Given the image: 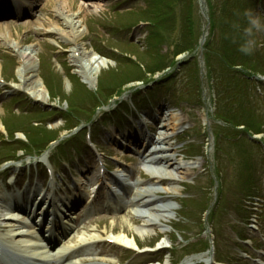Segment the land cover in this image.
<instances>
[{"label": "rangeland", "instance_id": "374dc122", "mask_svg": "<svg viewBox=\"0 0 264 264\" xmlns=\"http://www.w3.org/2000/svg\"><path fill=\"white\" fill-rule=\"evenodd\" d=\"M63 3L81 21L79 43L107 62L91 84L76 73L68 46L45 34L49 20L61 26L54 9ZM36 7V17L27 19ZM247 9L264 16V0H33L24 9L25 17L2 22L9 28L8 32L4 26L0 28V36L35 47V80L47 97L42 103L14 89L17 57L9 47L0 46V191L5 185L3 194L14 189L15 170L19 172L16 187L30 179L47 189L41 168L51 164L56 147L63 146L64 151L67 143L64 153L74 160L61 169L55 166V173L68 176L57 179L56 197L73 196L72 185L81 169L89 178L82 193L92 191L101 182L94 163L97 157L104 159L109 172L121 166L133 175V181L157 188L150 183L152 169L135 157L145 151L135 153V146L116 149L110 134L116 131L117 136H125L126 129L138 130L152 124L154 118L160 123L164 114L173 113L182 127L170 144L184 154L177 155L178 161L183 159L193 170L182 183L168 184L167 190L157 188L155 206L170 207L163 213L167 220L153 221L155 228L141 238L135 229L144 230L146 214L127 209L114 218L96 216L82 226L79 235L84 232L108 239L105 235L109 237L111 231L117 235L124 230L145 253L120 250L101 240L93 247L101 252L100 257H87L81 263L105 258L115 264H164L166 260L188 264L186 259L203 256L205 259L190 264H216L215 260L264 264V79L257 75H264V34L258 36L256 50L245 56L234 42L239 34L230 29L231 22H242L239 14ZM242 60L251 61L248 68L238 66ZM220 113L255 127L262 124L263 133L251 140L245 135L238 142L218 118ZM81 120L84 122L77 125ZM87 133L97 153L85 148ZM10 137L12 142L7 141ZM22 144L23 150L16 149ZM35 145L42 147L39 153ZM71 146L80 148L81 155L70 151ZM69 174L75 176L74 181L70 182ZM174 186L177 192H173ZM248 197L254 200L248 203ZM103 201L100 198L98 204ZM135 211L143 213L145 208ZM83 215L85 212L75 214L78 219ZM122 217L129 220L128 225V221L123 225ZM252 224L258 233L250 230ZM160 244H164L161 250L157 249Z\"/></svg>", "mask_w": 264, "mask_h": 264}, {"label": "bare ground", "instance_id": "6f19581e", "mask_svg": "<svg viewBox=\"0 0 264 264\" xmlns=\"http://www.w3.org/2000/svg\"><path fill=\"white\" fill-rule=\"evenodd\" d=\"M17 2L20 5H25L20 3V0H7L6 5L10 8H14V12L18 15L21 13V9L23 6H18L16 4ZM58 7L54 9V16L58 17L61 22V26H54L51 23L52 20H49L47 24L48 26L50 25V27L48 28L47 26V29H45V34L54 35L55 37H57V40H60L62 43L68 46L69 51L67 52H69L70 54L69 58L71 63L76 68V73L86 83L91 84L95 74H97L103 67H105L107 65V62L101 57H98L93 52L87 51L84 46L79 43L80 37L83 34V30L81 29V21L77 18V14L70 13L69 10L67 11L64 6V3L58 5ZM24 9L25 8L23 7L22 10ZM38 20L39 16H37L36 22ZM39 24H41L40 21ZM3 26L8 32V24H1L0 28H3ZM0 46L9 47L17 57L18 83H14V88L19 91H25L37 101L44 102L47 97L46 90L44 89V87H42L39 81L35 80L34 74L36 67V62L34 60V53L36 51L35 47L32 45L20 46L19 42L13 40L11 36L9 37L3 35L0 36ZM164 116L166 118L163 119L162 122H160V126H154L155 130H152L155 132L159 131L156 137L154 139H146L148 143L147 145L152 146L155 144L154 148H147V150L143 153L144 155L143 157H141V160L147 168L152 169L151 171L149 170L151 172L149 173V176L152 177V182H150L152 183V186L167 190L165 187L168 184L175 185L180 182L182 183L184 180L191 177L193 169L189 167V164L183 163V159H181V161H178L177 155L184 157V154L180 151H174L175 147L170 144L171 138L177 139L179 137L175 135V132L181 129L182 121L177 118V116L173 115V113H167L164 114ZM113 132L116 134V131ZM125 133V136L121 133L120 138H118L117 135H114L115 138H111V141L114 143V148H125V146H128L129 143L132 144V138L135 137V132L131 130H126ZM137 154H139V152H137ZM121 172L125 171L120 166L116 168V171H114L113 174L115 176H118ZM83 174L85 175L78 179V185L80 186V189L77 191V195L81 194L82 188L86 186V180H88V175H86V173ZM123 176L125 177V179H128V176L125 175V173ZM107 181L109 182V178H107ZM175 187L176 186H174V188L172 189L173 192L178 191ZM157 188H147V185H145L144 181H139L136 179L134 181L133 187L134 192H130V194L133 196V203L131 202L130 205L132 206L131 209H133V212L146 214V216L144 217L145 231L135 229L137 234L141 235V238H144L146 236V231H148V229L155 228L153 221L156 222V220L159 218L167 220V218L164 217L163 213H166L165 211L167 209H170V207L158 205L155 206L156 200L154 199L158 196ZM35 194L39 197L41 195L44 196L42 191H30L28 193L27 198L25 199L26 203H29V205L32 204V197ZM17 196L19 195H0V230H3L2 232H0V246L3 248V251L14 249V251L16 250L19 254H29L30 257H34L33 260L37 264H63L65 260L61 259L66 255L67 252H69L70 256L73 255V260H75V257H78L77 254L79 253L81 257H84L87 253L90 254L91 247H93L92 244L97 243L102 239V237L97 234L91 235L83 232L79 235L77 233L74 237L75 239L73 241V245L70 242L68 243L67 247H63L62 250L55 252L57 254L52 253L53 251L50 250V246L48 247L41 244L40 239L38 238V236H36V231H34L33 228L29 229L30 226L24 223L25 219L19 216V214H21L22 212L19 211L20 208L18 207V205L10 206L7 204L8 202H6V198L16 199ZM34 199L37 200L38 198ZM48 202L51 204L53 201ZM135 207L145 208V211H143V213L142 211H135ZM24 215H26V212L24 213ZM122 219L123 225H125L127 221L128 225L129 220L126 217H122ZM66 231L67 230L65 229H61L59 231V234L63 235L62 232ZM105 237H107L108 239H112L114 246H117L121 249L128 248L140 250L135 238L133 236L129 237V235L124 232V230H122L121 234L117 235L113 234L111 231L110 236L108 237L107 235H105ZM68 239L70 240L71 236H69ZM163 246L164 244H160L158 248H161ZM203 258V256L194 257L191 259H187L186 262L192 263V261L194 260ZM94 263L115 264L104 258L97 259ZM166 263H168V261ZM64 264L79 263L77 262V260H75L69 263L65 262Z\"/></svg>", "mask_w": 264, "mask_h": 264}, {"label": "clouds", "instance_id": "9594fccd", "mask_svg": "<svg viewBox=\"0 0 264 264\" xmlns=\"http://www.w3.org/2000/svg\"><path fill=\"white\" fill-rule=\"evenodd\" d=\"M241 19L230 23L232 32L238 33L237 50L245 56L251 55L259 46L258 36L264 34V16L254 13L252 10H244L239 14ZM258 77L264 79V75L257 73Z\"/></svg>", "mask_w": 264, "mask_h": 264}, {"label": "trees", "instance_id": "16d2710c", "mask_svg": "<svg viewBox=\"0 0 264 264\" xmlns=\"http://www.w3.org/2000/svg\"><path fill=\"white\" fill-rule=\"evenodd\" d=\"M212 15L213 14H211V16ZM190 49H192V47ZM250 62L251 61H249V60L248 61H243L242 60L241 61L242 64H239L238 66L243 67V68H248V66L250 65ZM230 66L231 65L229 64L227 67H230ZM234 66L235 65H232V67H234ZM215 110H216L215 111V113H216L218 110L217 109H215ZM217 115H218V118L221 119L220 121H222L223 123L228 125V127L235 133L234 139H236L237 135H240V134H244V135H249L250 136V135H257V134H262L263 133L262 124H259L257 127H255V126L251 125V123L248 124V121H240L239 118H236V117H233V116H230V115H226V113H223V114L220 113V114H217ZM11 139H12V137H11ZM29 142H31V141H29ZM23 146H24L23 144L19 145V147H17L16 149L23 150Z\"/></svg>", "mask_w": 264, "mask_h": 264}]
</instances>
